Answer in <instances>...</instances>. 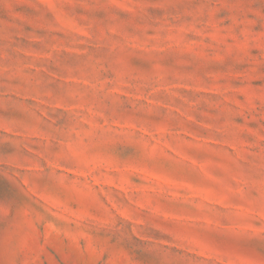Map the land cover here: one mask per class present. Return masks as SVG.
Returning a JSON list of instances; mask_svg holds the SVG:
<instances>
[{"label": "rangeland", "instance_id": "rangeland-1", "mask_svg": "<svg viewBox=\"0 0 264 264\" xmlns=\"http://www.w3.org/2000/svg\"><path fill=\"white\" fill-rule=\"evenodd\" d=\"M0 264H264V0H0Z\"/></svg>", "mask_w": 264, "mask_h": 264}]
</instances>
